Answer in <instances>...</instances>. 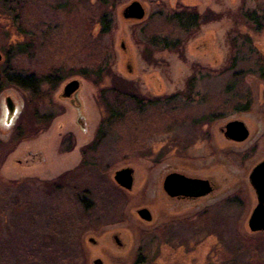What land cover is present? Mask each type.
<instances>
[{
    "label": "rangeland",
    "instance_id": "1",
    "mask_svg": "<svg viewBox=\"0 0 264 264\" xmlns=\"http://www.w3.org/2000/svg\"><path fill=\"white\" fill-rule=\"evenodd\" d=\"M131 1H0V77L40 80L0 89V116L7 96L20 110L0 123V264H264V231L247 227L248 174L264 160V0H137L145 14L127 20ZM83 41L98 58L76 53ZM116 104L126 116L108 122ZM234 120L242 141L221 130ZM127 167L128 190L113 180ZM170 173L212 190L169 196Z\"/></svg>",
    "mask_w": 264,
    "mask_h": 264
},
{
    "label": "water",
    "instance_id": "2",
    "mask_svg": "<svg viewBox=\"0 0 264 264\" xmlns=\"http://www.w3.org/2000/svg\"><path fill=\"white\" fill-rule=\"evenodd\" d=\"M145 10L137 0L131 1L122 11L124 19L140 20L143 18ZM1 58V56H0ZM79 88V81L72 79L62 88L61 96L69 97ZM0 123L3 127L9 128L19 114V106L9 97H5L1 104ZM224 136L229 139L242 140L247 135V130L241 121L234 120L224 125ZM133 170L129 167L122 168L114 172L113 180L123 189H130ZM249 182L256 196V205L251 210L247 219V227L251 232L264 231V160L257 163L250 171ZM163 188L169 196H182L186 198H198L209 194L212 190L207 180L186 177L179 173L168 174L163 181ZM139 216L144 219L149 218V213L145 209L138 211ZM93 241V239H90ZM99 262L98 260L96 263Z\"/></svg>",
    "mask_w": 264,
    "mask_h": 264
},
{
    "label": "trees",
    "instance_id": "3",
    "mask_svg": "<svg viewBox=\"0 0 264 264\" xmlns=\"http://www.w3.org/2000/svg\"><path fill=\"white\" fill-rule=\"evenodd\" d=\"M0 1L2 2V4H5L6 6H8L11 3L10 1H12V0H0ZM244 17H245V19L247 21H250L254 25L257 23V20H256V12L255 11L246 14ZM196 19H197V17L196 16H193V20H196ZM176 20L178 22V25H180V22H182L181 20H184V19H183V17L178 16ZM100 21H101L100 34H103V33L107 32L109 30V23L106 22L105 15H103L101 17V20ZM181 24H183V23H181ZM77 41H79V40L77 39ZM18 49H19V51L17 50L18 53H20V52L22 53L23 52L22 47H20V48L18 47ZM104 49L107 50L106 48H104ZM100 50H101V48H100ZM27 51H28V46L26 45V52ZM78 51H79V53L81 52L84 55V57H86V58H88V56L91 57L92 55L93 56L96 55L97 58H98V56H99L98 54L100 53V51H98V47L94 43H92L91 41H89V43H87V42L84 43V41L83 42H80V44H78L77 47H76V53L77 54H78ZM3 74H4L3 77L2 78L0 77V89L6 83L15 84L17 86H21V87L33 89V88H36V86L40 82V80L38 79V77L35 76L36 73H34V72H29L27 74H24V73L22 74V72H17V71H14L11 68H8ZM44 78H46L47 80H49L51 78V73H48L46 76H44ZM126 96L127 95L124 94V97H126ZM127 99L132 100L134 103H136V101H137V98L136 97H133V96H130ZM244 108H246V107H244ZM113 109H116V110H118L120 112L119 113V116L118 115H111L112 114V111H110V115L111 116H110L108 122H110L112 120L114 121L116 119H121V117L126 116V112L127 111H125V108L122 107L120 104H116L113 107ZM131 113H132V111L127 115V117L129 119H130ZM118 117H120V118H118ZM115 122H121V121L118 120V121H115ZM110 124H112V123H110ZM130 138H134V135L131 134L130 135Z\"/></svg>",
    "mask_w": 264,
    "mask_h": 264
},
{
    "label": "flooded vegetation",
    "instance_id": "4",
    "mask_svg": "<svg viewBox=\"0 0 264 264\" xmlns=\"http://www.w3.org/2000/svg\"><path fill=\"white\" fill-rule=\"evenodd\" d=\"M75 93H76V92H75ZM75 93H73V94H71V95L69 96L70 99H72V97L74 96ZM69 97H67V98H69ZM227 123H228V122H227ZM221 130H222V132H225V131H226L225 128H222ZM245 138H246V137H245ZM245 138H243L242 140H244ZM242 140H238V141H242ZM258 163H259V162H258ZM255 165H256V164H255ZM255 165H254V166H255ZM254 166H253V167H254ZM253 167H252V168H253ZM252 168H251V169H252ZM250 171H251V170H250ZM249 173H250V172H249ZM248 175H249V174H248ZM248 182H249V178H248ZM249 185L251 186L250 182H249ZM251 188H252V186H251ZM252 190H253V188H252ZM253 192H254V190H253ZM254 195H255V193H254ZM255 199H256V196H255ZM255 205H256V203H255ZM255 205H254V206H255ZM140 210H141V209H140ZM138 211H139V210H138ZM138 211H137V213H138ZM138 215H139V213H138ZM149 218H150V216H149ZM149 218H148V219H149ZM143 219H144V218H143ZM148 219H145V220H148ZM97 263H100V261L97 262Z\"/></svg>",
    "mask_w": 264,
    "mask_h": 264
}]
</instances>
